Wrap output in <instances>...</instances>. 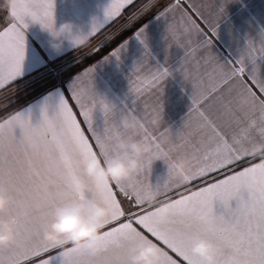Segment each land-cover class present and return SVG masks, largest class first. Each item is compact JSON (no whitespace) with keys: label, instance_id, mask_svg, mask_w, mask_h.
<instances>
[{"label":"snow or ice","instance_id":"obj_1","mask_svg":"<svg viewBox=\"0 0 264 264\" xmlns=\"http://www.w3.org/2000/svg\"><path fill=\"white\" fill-rule=\"evenodd\" d=\"M156 2L149 0L141 11ZM125 3L132 0H111L104 22L118 15ZM176 11L180 12L179 23L167 24L172 36L181 33L204 38L206 33L193 17L202 18L201 23L215 33L216 25L194 3L185 9L181 0H175L158 15L166 18ZM218 11H223L222 5ZM0 13L2 88L23 77L28 22L53 29L54 0H24L22 10L0 4ZM104 22L93 20L88 37ZM145 28L141 26L135 35L147 47ZM259 36L258 51L264 56V31ZM126 44L122 42L102 59H118ZM209 46L210 40L202 39L192 53ZM255 51L249 41L235 63H221L211 52L201 54L208 68L200 83L193 85L199 97L198 107L193 109L198 120L186 123L187 131L179 130L173 138L150 132L143 116L136 128H123L119 118L124 112L137 113L136 101L118 109L97 94L92 85L94 65L61 90L51 114L45 104L38 123L32 122L23 107L13 108L11 100L0 104V188L11 197L8 210L0 216L17 221L13 242L0 247V264H52L50 253L57 247L61 264H130L132 247L143 238L159 245L161 264H202L191 251L193 241L200 237L215 241L216 264H264V180L255 186L249 182L252 172L264 176V158L254 154L256 145L264 144V77L256 69L246 71L244 61L248 56L255 62ZM148 55L146 51L144 56ZM182 67L180 71L188 79ZM169 75V69L163 67L147 83L158 85ZM131 91L138 96L142 88L134 86ZM98 107L104 114L102 131L93 119ZM118 137L139 138L145 146L135 177L112 183L88 176L85 161L93 156L107 159L116 149ZM181 155L191 161L193 176L187 183L177 182L170 167L171 159ZM157 159L168 166V176L154 185L149 174ZM196 180L202 183L193 189ZM154 191L160 192V198L150 202ZM68 200L100 201L109 208L97 249L56 244L44 237L43 227L52 209ZM233 200L235 207L231 206ZM217 201L225 209L219 214ZM161 203L169 205L167 215H161Z\"/></svg>","mask_w":264,"mask_h":264},{"label":"crops","instance_id":"obj_2","mask_svg":"<svg viewBox=\"0 0 264 264\" xmlns=\"http://www.w3.org/2000/svg\"><path fill=\"white\" fill-rule=\"evenodd\" d=\"M134 1L132 0V3ZM110 3L111 0H54L56 26L65 21H72L76 25L75 31L88 35L93 20L105 21V10ZM172 3H175V0H167L154 10L146 21L110 50L70 74L66 75L65 72L64 77L54 86L35 94L16 109L23 107L26 113L30 112L32 122L38 123L42 118V108L45 104L48 105L51 114L54 105L59 101L61 90H66L71 80L94 65L92 85L97 94L118 109L125 105L131 107L135 99L137 114L148 121L146 127L149 131L156 134L166 133V138H173L177 131H187L183 127L186 123L195 124L198 120V114L193 109L198 107L199 97L193 85L200 83L208 68L201 61V54L211 52L221 63H235L244 55L248 42L252 41L257 50L254 54L257 56L255 62L250 57L244 56L246 71L251 72L256 69L259 75L264 77V56L258 51L261 46L259 34L264 31V0H181L185 9L190 3L200 6L204 16L216 25V31L213 33L209 26L201 23L202 18L193 17L206 33L204 38L195 34L188 37L181 33L174 37L167 32V24L179 23L180 12L171 13L166 18L158 14ZM130 4L125 3L118 15L101 24L93 35L88 37L87 43L80 48H74L68 42H65L60 49L54 48L51 44L50 31L39 23L29 21L24 30L26 53L22 68L23 77L10 86L0 88V92L59 63H72L71 66L80 63L86 55L93 54L100 45L109 42L124 30V21L121 22V18L126 15L124 10ZM221 5L222 12L218 11ZM144 25H146L147 47L145 42H141L135 35ZM202 39L210 40V46L207 49L199 48L197 53H192V49L196 48ZM124 41H127V44L121 49L118 59L115 56H111L108 60L102 59ZM146 51L148 56H144ZM137 62L139 63L136 64ZM181 66L183 72L187 73L188 79H185L180 71ZM163 67L169 69L170 75L158 85L147 83ZM134 68L136 71H133ZM134 86L142 88L140 95L137 96L131 91ZM194 100L198 103L194 104ZM205 107L209 106L205 105ZM93 119L97 129L102 131L104 114L99 107L94 111ZM169 130L171 135H167ZM167 176L168 166L165 162L161 159L154 160L149 174L150 182L154 185L162 183ZM201 183L200 180H196L191 187L195 189ZM231 206H236L235 200L231 202ZM215 209L218 214L225 211L219 201L216 202ZM160 246L165 247L162 243ZM60 252L59 247L52 250L50 253L53 256L52 264H61Z\"/></svg>","mask_w":264,"mask_h":264},{"label":"clouds","instance_id":"obj_3","mask_svg":"<svg viewBox=\"0 0 264 264\" xmlns=\"http://www.w3.org/2000/svg\"><path fill=\"white\" fill-rule=\"evenodd\" d=\"M0 4L16 7L22 10L24 0H0ZM76 25L72 21H65L58 27L56 23L51 33V44L60 49L65 42L74 48H80L87 43L88 35L75 31ZM141 121L137 113L124 112L120 118V125L125 128H136ZM116 149L104 159L100 156L88 158L84 170L90 177L115 183L134 178L142 166L145 146L139 138L118 137L115 140ZM254 154L264 158V144L255 147ZM174 179L179 183H187L192 179L191 161L184 156H176L170 161ZM264 180V176L256 172L250 173L249 182L255 186ZM160 192L154 191L150 202H156ZM11 197L7 191L0 188V213H5L10 206ZM109 208L100 201L68 200L56 205L51 212L50 219L43 227L46 239L56 244L68 243L97 249L103 229V221L109 215ZM170 211L167 203H161L160 213L167 215ZM16 218L0 216V247L11 244L15 238ZM215 241L208 237H200L193 241L191 251L201 258L202 264H216ZM161 249L154 241L143 238L137 240L132 247L129 257L130 264H161Z\"/></svg>","mask_w":264,"mask_h":264},{"label":"rangeland","instance_id":"obj_4","mask_svg":"<svg viewBox=\"0 0 264 264\" xmlns=\"http://www.w3.org/2000/svg\"><path fill=\"white\" fill-rule=\"evenodd\" d=\"M167 0H157L153 7L149 8L147 11L142 12L144 5L149 3V0H143L138 8L130 14H126L121 18V22L124 21V29L130 28L133 24L142 19L148 13L151 14L155 9H157L160 5L165 3ZM0 15H3L0 13ZM136 16L135 20L131 18ZM127 27V28H126ZM118 35V34H117ZM72 63H59L54 65L44 71H40L32 76L28 77L27 79L21 81L20 83L12 86L7 87L0 92V104L7 103L11 100L13 103L17 102L20 98L26 97L33 93L38 87L49 85L51 82H59L62 77H64L65 72L68 68L71 67ZM73 66V65H72ZM54 86V85H53ZM51 255V254H50Z\"/></svg>","mask_w":264,"mask_h":264},{"label":"trees","instance_id":"obj_5","mask_svg":"<svg viewBox=\"0 0 264 264\" xmlns=\"http://www.w3.org/2000/svg\"><path fill=\"white\" fill-rule=\"evenodd\" d=\"M143 0H135L133 3H131L129 6H127L124 10L125 14H130V12L132 13L133 11H135L139 4L142 2ZM150 16V14L148 13L146 16H144L142 19H139L138 21H136L133 26H131L128 29H124L123 31H121L118 35H116L115 37H113L109 42L102 44L99 46V48L91 55H86L82 61L80 63H77L73 66H71L70 68H68V70L66 71V75L70 74L76 70H78L79 68H81L82 66L94 61L95 59H97L99 56H101L102 54H104L105 52H107L108 50H110L115 44H117L122 38H124L126 35H128L129 33H131L135 28H137L141 23H143L144 21L147 20V18ZM57 82H51V84L49 85H44V86H40L38 87L33 93H31L30 95L26 96V97H22L20 98L17 102L13 103V108H16L18 106H20L21 104L25 103L26 101H28L30 98H32L35 94L40 93L41 91L47 89L48 87H51L53 85H55Z\"/></svg>","mask_w":264,"mask_h":264}]
</instances>
